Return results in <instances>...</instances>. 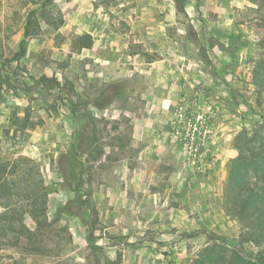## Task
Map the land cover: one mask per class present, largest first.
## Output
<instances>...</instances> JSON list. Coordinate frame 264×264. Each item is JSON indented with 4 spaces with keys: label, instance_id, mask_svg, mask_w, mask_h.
I'll return each mask as SVG.
<instances>
[{
    "label": "rangeland",
    "instance_id": "374dc122",
    "mask_svg": "<svg viewBox=\"0 0 264 264\" xmlns=\"http://www.w3.org/2000/svg\"><path fill=\"white\" fill-rule=\"evenodd\" d=\"M144 1L146 0L142 2L146 4ZM129 2L130 0H0L1 154L23 155L39 162L49 194L48 217L51 223L43 236L38 254L23 250L13 234H0V264H129L122 257H117L120 253L122 256L125 249V246L120 247L118 243H114L119 246L115 251V259L112 261L109 258L103 245L104 240L109 237L100 230L98 217L93 218L90 209L84 206L85 195H92L98 188V179L105 176L103 166L119 167V162L114 163L129 156L130 152L126 148L131 140L130 113H143L148 105L145 97L141 96L148 88L137 82L138 77L135 79L134 76L127 81L113 79L112 76L105 81L103 76H98L100 64L95 63L90 55L99 45L100 29L97 23L102 18L106 19L111 33L119 35L128 34L131 27L138 26L133 30L130 43L137 41L138 37H146L141 45L135 43L132 46L133 50L142 52L151 48L152 40L144 33L143 28L156 27L151 20L152 16L170 15L169 8H155L154 11L149 6L142 7ZM171 2L179 15V21L175 19L179 24L170 23V27H165L166 32L174 34L175 40L179 41L192 58L201 56L202 73L217 80L219 77L213 71L214 56H210V63H207L203 49H195L178 34V30H185L193 39L189 31L192 25L187 22V18L190 16L192 19L201 12L209 14V5L207 2L202 4V0H185V13H180L174 1ZM196 3L202 7L204 5L203 9L196 7ZM42 5H46L47 16L37 14L39 29L26 40L25 56L19 62H11V54L17 52L23 40L27 14ZM148 9L150 11L146 12ZM143 13L148 17L145 22L140 21ZM60 20L62 23L56 29ZM132 22L135 26H131ZM196 30L198 33H205L201 42L207 46L206 34L209 30L205 29V25H198ZM84 34H89L94 39L90 50H78L74 46L75 38ZM261 59H264V53L259 51L250 56L248 73L251 76L255 63ZM110 73L112 74L111 71ZM239 76L240 74L236 75L234 82L239 93H235L228 103H220L219 97L214 98V92L220 88L206 93L204 85L199 88L200 91L192 87L191 96L184 98L187 101L185 105H188L189 100L197 102V110L193 111L195 116L199 113L201 121L212 130L210 153L214 161L223 150V144L226 145L225 176L229 161L236 153L233 149L236 135L244 129L249 132L254 130L264 117V96L262 100L256 97L254 88L248 86L251 78L247 81V73L243 79H239ZM42 77L54 78L60 84L59 88H50L46 83L40 88L36 82ZM193 90L196 92L193 93ZM75 96L85 103L82 112L85 123L90 121L89 118L94 121V145L103 148L100 160L92 165L87 163L88 155L79 148L81 135L93 138L87 133L90 127L87 131L82 130L84 125L75 121L70 113ZM226 107L230 108L228 114ZM171 134L179 143L173 136L172 124ZM180 146L184 152L181 144ZM85 149L82 145V150ZM184 163L190 169L185 160ZM190 171L192 173L191 169ZM90 201L96 210L95 201L92 198ZM222 206L224 212L223 202ZM3 212L0 207V215ZM221 220L220 228L216 230L183 234L185 241L182 247L187 250L186 255L177 257L168 250L161 249L157 259L134 264H190L197 252L214 242L209 240L210 235L224 238V243L219 246L227 254L239 245L247 257H255L261 252L251 244L242 243L244 228L235 219L224 212ZM3 223L0 218V230ZM25 223L33 227L29 218H26ZM146 247L148 248L147 245ZM262 252L264 254V249ZM180 253L177 252L176 255Z\"/></svg>",
    "mask_w": 264,
    "mask_h": 264
},
{
    "label": "crops",
    "instance_id": "0c3cea01",
    "mask_svg": "<svg viewBox=\"0 0 264 264\" xmlns=\"http://www.w3.org/2000/svg\"><path fill=\"white\" fill-rule=\"evenodd\" d=\"M142 1L129 3L149 6L154 11L161 7L170 9L166 17L152 16L156 27L143 28L152 40L150 50L132 49L133 44L141 45L146 38L138 37L130 43L133 30L138 27L133 22L131 26L135 27L128 34L119 35L111 33L102 18L97 23L99 45L90 53L93 61L100 64L98 76L105 81L112 76L130 81L135 76L139 84L148 88L141 95L148 104L146 110L130 113L131 140L127 148L122 146L130 152L129 156L114 163L119 162V167L103 166L105 176L98 179V188L91 195L100 230L109 237L103 244L109 258L113 261L116 248L125 246L123 255L117 257L129 264L157 259L161 249L177 257L186 255L187 250L182 247L184 235L220 228L226 145L223 144L209 171L194 175L184 163L180 144L172 137L171 124L176 104L191 96L192 87L200 91L204 85L206 93L220 88L214 92V98L219 97L220 103L230 102L239 93L234 85L236 75L243 79L247 73L250 81L248 60L257 52L259 39L250 15L257 8L255 0H202V4L209 5V14L201 12L187 18L194 30L190 34L193 39L185 30H178V34L195 49L202 48L207 63L214 56L213 71L219 78L211 79L202 73L201 56L192 58L174 34L166 32L165 27L179 21L171 0H146V4ZM196 7L203 9L204 5L196 3ZM143 15L140 21L145 22L148 17ZM198 25L209 30L207 46L201 42L205 33H198ZM162 43L165 46L161 47ZM248 86L254 88L251 81ZM226 109L228 114L230 108Z\"/></svg>",
    "mask_w": 264,
    "mask_h": 264
},
{
    "label": "trees",
    "instance_id": "16d2710c",
    "mask_svg": "<svg viewBox=\"0 0 264 264\" xmlns=\"http://www.w3.org/2000/svg\"><path fill=\"white\" fill-rule=\"evenodd\" d=\"M177 11L185 13V0H173ZM198 1V0H197ZM257 8L252 10V26L258 34L257 51L264 53V0H255ZM37 14L47 16L46 5L30 11L26 17L23 29V40L17 52L11 54V62H19L26 53V40L39 29ZM62 21L55 27L58 29ZM190 33L194 32L192 26ZM94 39L89 34L76 37L74 46L78 50H90ZM40 88L45 83L50 88L58 89L60 84L54 79L42 77L37 80ZM251 83L256 97L262 100L264 96V59L258 60L252 70ZM75 103L70 107V113L75 121L84 125L82 130L90 127L92 139L85 134L80 137L82 153L88 155L87 163L93 164L100 160L103 148L96 147L94 137L96 127L90 119L85 123L84 102L75 96ZM85 123V124H84ZM89 125V126H88ZM251 132V133H250ZM242 130L236 135L233 149L236 152L229 161L224 188V212L244 228L241 236L242 243L251 244L260 249L255 257H247L242 253L241 245L227 254L219 245L224 243L221 236L210 235L213 240L194 256L190 264H264V117L254 130ZM82 145L86 147L82 150ZM0 149V207L4 212L0 215L3 227L0 234H13L15 241L29 253L38 254L41 251V241L50 227L48 217L49 194L43 171L39 162L27 156L1 154ZM80 183L81 180L79 181ZM84 206L90 209L91 216L97 218V212L91 205V194H86ZM26 218L30 219L33 227L26 225ZM219 244H218V243Z\"/></svg>",
    "mask_w": 264,
    "mask_h": 264
},
{
    "label": "built area",
    "instance_id": "2783aa9c",
    "mask_svg": "<svg viewBox=\"0 0 264 264\" xmlns=\"http://www.w3.org/2000/svg\"><path fill=\"white\" fill-rule=\"evenodd\" d=\"M182 100L174 111L173 136L182 145L185 152V161L194 175L209 171L214 162L210 153L213 143L212 130L207 128L201 116L193 112L197 110V102Z\"/></svg>",
    "mask_w": 264,
    "mask_h": 264
}]
</instances>
